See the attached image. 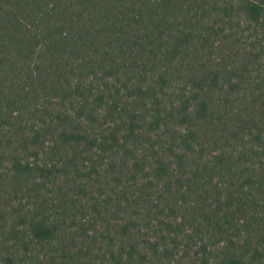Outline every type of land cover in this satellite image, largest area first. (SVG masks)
Returning <instances> with one entry per match:
<instances>
[{
  "label": "trees",
  "instance_id": "trees-1",
  "mask_svg": "<svg viewBox=\"0 0 264 264\" xmlns=\"http://www.w3.org/2000/svg\"><path fill=\"white\" fill-rule=\"evenodd\" d=\"M0 264H264V0H0Z\"/></svg>",
  "mask_w": 264,
  "mask_h": 264
}]
</instances>
